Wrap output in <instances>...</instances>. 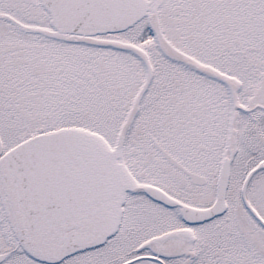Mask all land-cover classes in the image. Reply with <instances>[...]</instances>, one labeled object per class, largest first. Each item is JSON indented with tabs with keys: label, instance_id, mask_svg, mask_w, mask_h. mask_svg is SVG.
I'll return each mask as SVG.
<instances>
[{
	"label": "snow or ice",
	"instance_id": "obj_1",
	"mask_svg": "<svg viewBox=\"0 0 264 264\" xmlns=\"http://www.w3.org/2000/svg\"><path fill=\"white\" fill-rule=\"evenodd\" d=\"M0 264H264V0H0Z\"/></svg>",
	"mask_w": 264,
	"mask_h": 264
}]
</instances>
